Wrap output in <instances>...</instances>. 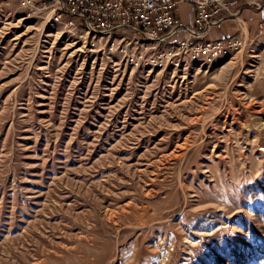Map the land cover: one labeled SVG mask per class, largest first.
Returning a JSON list of instances; mask_svg holds the SVG:
<instances>
[{"label": "rangeland", "instance_id": "1", "mask_svg": "<svg viewBox=\"0 0 264 264\" xmlns=\"http://www.w3.org/2000/svg\"><path fill=\"white\" fill-rule=\"evenodd\" d=\"M227 2L207 61L195 2L150 40L0 0V264H264V0Z\"/></svg>", "mask_w": 264, "mask_h": 264}, {"label": "built area", "instance_id": "2", "mask_svg": "<svg viewBox=\"0 0 264 264\" xmlns=\"http://www.w3.org/2000/svg\"><path fill=\"white\" fill-rule=\"evenodd\" d=\"M24 6H41L51 10L57 22L65 16L68 24L75 26V18L85 21L86 27L98 34H107L115 28L132 29L150 40H166L179 33L182 26L176 17L175 6L180 0H19ZM198 7L197 28L189 30V37L181 41L180 49L194 60L213 58L238 49L243 44L239 39L228 41H197L203 37L211 22L221 9L227 7L226 0H186ZM74 17V18H73ZM210 21V22H209ZM198 29V30H197ZM196 39V40H194Z\"/></svg>", "mask_w": 264, "mask_h": 264}, {"label": "crops", "instance_id": "3", "mask_svg": "<svg viewBox=\"0 0 264 264\" xmlns=\"http://www.w3.org/2000/svg\"><path fill=\"white\" fill-rule=\"evenodd\" d=\"M182 20V19H181ZM195 15H194V17H192V18H190V19H188L186 22L184 21V20H182V22H183V24L185 25V26H189V27H191V26H193L195 23ZM224 25H226V21H224L222 24H221V26L222 27H224ZM219 27H220V25L218 26V29H219ZM217 31V30H216ZM215 31V32H216ZM217 33V32H216Z\"/></svg>", "mask_w": 264, "mask_h": 264}, {"label": "bare ground", "instance_id": "4", "mask_svg": "<svg viewBox=\"0 0 264 264\" xmlns=\"http://www.w3.org/2000/svg\"><path fill=\"white\" fill-rule=\"evenodd\" d=\"M20 4H21V3H20ZM26 7H27V6H26ZM178 7H179V6H178ZM243 8H244V7H243ZM223 18H224V17H223ZM220 20H221V19H220ZM209 28H211V27H209ZM112 31H114V29H113ZM112 31H111V32H112ZM234 39H235V38H234ZM230 51H231V50H230Z\"/></svg>", "mask_w": 264, "mask_h": 264}]
</instances>
